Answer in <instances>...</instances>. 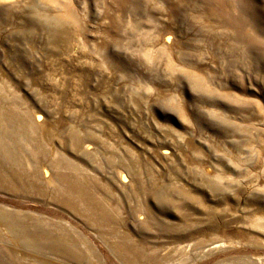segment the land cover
I'll use <instances>...</instances> for the list:
<instances>
[{
  "label": "rangeland",
  "instance_id": "374dc122",
  "mask_svg": "<svg viewBox=\"0 0 264 264\" xmlns=\"http://www.w3.org/2000/svg\"><path fill=\"white\" fill-rule=\"evenodd\" d=\"M14 88L34 191L0 185V264H264V0H0Z\"/></svg>",
  "mask_w": 264,
  "mask_h": 264
},
{
  "label": "bare ground",
  "instance_id": "6f19581e",
  "mask_svg": "<svg viewBox=\"0 0 264 264\" xmlns=\"http://www.w3.org/2000/svg\"><path fill=\"white\" fill-rule=\"evenodd\" d=\"M25 23H26L25 27H27L28 29L38 28L39 30L41 29L43 32H45L47 34L49 42L62 40L61 37L58 36V31L56 29L57 26L54 27V23L48 18L41 20L36 18L27 19ZM32 40L33 39L31 38L30 41ZM3 90L0 91V132H1L0 133V170L5 172V174L9 178L6 176L5 180L0 179V185H2V187L8 191H10L12 188H15L25 193L28 192L29 190H32L31 192H33L34 189H32L33 188L32 179L31 177L27 178V173L24 172V169H27L29 167L30 169L31 168L34 169L35 166L31 165V163H28V161L26 160L25 162L24 161L22 162V160L18 158L13 148L20 147L21 144L22 145L24 144V142L31 144L30 147L33 145V143L35 144L36 142L35 133L38 129L37 127L38 124H35V122H37L35 121L36 120L35 114L32 111L27 110L24 101L15 92L16 91L15 88L10 92H6V93H4ZM226 98L229 103L236 102L233 98L229 96H226ZM253 106L256 105L252 102L247 101L243 103L241 106H239V109L242 108L243 110H247L248 107L250 108ZM258 106L261 107L260 104ZM255 113H256L255 116L256 115L259 116L260 114L263 115L262 113L264 112L256 111ZM41 172L42 173H39L40 176L42 175H43L42 177L46 176L43 173V170ZM53 178L55 180H59L58 178H56L55 175H53ZM61 178L65 179L66 177L61 176ZM203 180H204L203 183L212 192L217 191L219 189L218 186L221 180L220 175H217L213 180L207 178H204ZM52 195H53L52 198L56 199L58 194L57 192L54 191ZM67 203L69 204L70 202L67 201ZM4 223L10 228L14 227L15 225L13 222H9L7 219L4 221ZM16 229L17 230L15 235H17L18 237L22 238L25 235H27L26 228L22 226L21 227L16 226ZM49 239L50 236H48V234H45L43 236L44 242L48 241ZM21 241L22 242L26 241L31 243L30 240L24 238H22Z\"/></svg>",
  "mask_w": 264,
  "mask_h": 264
}]
</instances>
